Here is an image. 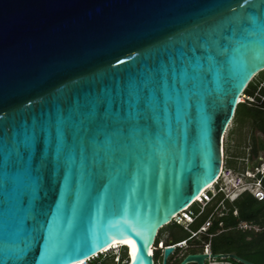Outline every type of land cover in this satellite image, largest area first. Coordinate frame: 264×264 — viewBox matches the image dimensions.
Returning a JSON list of instances; mask_svg holds the SVG:
<instances>
[{
    "label": "water",
    "instance_id": "obj_1",
    "mask_svg": "<svg viewBox=\"0 0 264 264\" xmlns=\"http://www.w3.org/2000/svg\"><path fill=\"white\" fill-rule=\"evenodd\" d=\"M182 65L154 119L74 141L70 178L50 165L38 194L0 191V264L21 247L22 264H82L117 242L133 250L124 264H154L159 231L217 179L238 98L264 71V0H0L4 154L34 125Z\"/></svg>",
    "mask_w": 264,
    "mask_h": 264
},
{
    "label": "snow or ice",
    "instance_id": "obj_2",
    "mask_svg": "<svg viewBox=\"0 0 264 264\" xmlns=\"http://www.w3.org/2000/svg\"><path fill=\"white\" fill-rule=\"evenodd\" d=\"M181 71L187 75L189 68L161 69L146 81L129 84L123 93L98 96L72 114H60L54 121L25 130L6 154L0 152V191L9 188L25 195L38 194L50 165L65 167V177L70 178L72 169L67 167L65 154L74 150L77 138L93 136L102 144L112 134H123L127 128L154 119L161 103L156 89L164 92L170 86V74L175 78ZM166 109V105L161 108ZM11 255L16 264H22L26 254L21 247Z\"/></svg>",
    "mask_w": 264,
    "mask_h": 264
},
{
    "label": "built area",
    "instance_id": "obj_3",
    "mask_svg": "<svg viewBox=\"0 0 264 264\" xmlns=\"http://www.w3.org/2000/svg\"><path fill=\"white\" fill-rule=\"evenodd\" d=\"M255 77L256 76H254L244 88L243 92L238 98V103L247 104L254 102V99L257 96L256 93L254 95H251L245 92L248 89L249 85H252L253 88L257 91L264 88V81L254 82ZM259 100L264 101V96L259 97ZM224 158L217 179L212 184L207 186L204 190H202L198 197L195 198L187 207H185L182 211L172 217L171 223L180 226L184 231L188 233V237L180 242L172 243L170 240L168 242H165L157 236L155 243L152 246L153 252L159 250V252H161L162 254L163 248L171 247L172 252L168 257L170 258L176 250H184L188 241L198 239L200 235H203L206 238V243H204L202 250L197 252L208 255L203 264H241L238 261L227 257L212 258L210 256L212 255L210 251V239L215 234L221 232L222 223H217L218 229L215 234L209 233L208 229L211 227L213 220L220 219L227 214L228 208L226 207V203L233 202L238 196L246 193L251 195L256 201H264V186L262 183V179L264 177V159L255 161V163L252 164L247 156L246 158H238L236 161L238 162V164H241L237 165V169H232L225 166ZM194 208H196L197 210H194ZM206 208H209L210 212L208 213L205 220L202 221V223L196 230H191L190 226L197 219H199V217H201ZM231 215L233 217H237V211L233 209ZM233 228L244 233H255L263 229L251 222L240 220L236 222ZM105 252H103L102 254H104ZM96 257L88 259L82 264H89L91 260ZM124 261L125 259L121 261L120 264H124Z\"/></svg>",
    "mask_w": 264,
    "mask_h": 264
},
{
    "label": "trees",
    "instance_id": "obj_4",
    "mask_svg": "<svg viewBox=\"0 0 264 264\" xmlns=\"http://www.w3.org/2000/svg\"><path fill=\"white\" fill-rule=\"evenodd\" d=\"M261 73H264V71L258 73L257 75H260ZM249 90H252V87L250 88V85L248 89L245 91L246 93H250ZM246 111L251 112V117H255L254 115H263L264 112L260 111L256 108H248L245 103H238L235 108V112L233 115L232 120L236 121L238 123L241 122ZM236 157V156H235ZM239 156L236 158L233 157L234 161L238 159ZM256 155L247 156L249 161L252 162V164L255 163ZM239 158H244L243 155H241ZM226 160V159H225ZM237 163V162H236ZM233 164L232 169H237V164ZM226 164V161H225ZM262 183L264 186V177L262 179ZM226 207L228 208V212L225 216L221 217L220 219H215L212 222L211 227L208 229L209 233L215 234L217 232V223H222V230L218 234H215L210 239V251L212 254H235L243 259H247L250 261H253L254 263L258 264L256 259H259V257L264 258V201L259 202L256 201L251 195L249 194H242L238 196L233 202L226 203ZM235 209L237 211V217H233L231 215L232 210ZM194 210H197L194 208ZM210 212L209 208H206L204 212L202 213L201 217L197 219L191 226V230H196L199 225L202 223V221L205 220L208 213ZM248 221L253 224L258 225L259 227L263 228L259 232H240L235 230L233 227L236 224L237 221ZM164 229V227L159 231L158 237L160 235V232ZM165 230H168L172 236H169V239L165 242H168L169 240L172 243H177L182 240H185L188 237V233L184 231L180 226L175 225L173 223L167 225L165 227ZM183 233L182 237L181 233ZM168 232V233H169ZM180 235H178V233ZM206 243V238L203 235H200L198 239H193L192 241H188L186 248H185V256L188 253H197L202 250V247ZM121 253H119L117 257V261L119 264L121 261H123L126 257V251L123 247H120ZM159 250H156L152 254V258L154 261V264H156L157 256H158ZM160 253V252H159ZM103 254L97 255L96 258L91 260V264H106L110 261H107V259H104ZM106 257H110L111 263L114 264L112 258L114 257L111 252L107 253ZM261 258V259H262ZM172 259V257H170ZM173 260V259H172ZM180 259H174L173 261H170L171 264H178ZM160 262H161V255H160ZM169 262V258L167 259V263Z\"/></svg>",
    "mask_w": 264,
    "mask_h": 264
},
{
    "label": "flooded vegetation",
    "instance_id": "obj_5",
    "mask_svg": "<svg viewBox=\"0 0 264 264\" xmlns=\"http://www.w3.org/2000/svg\"><path fill=\"white\" fill-rule=\"evenodd\" d=\"M260 81H264V75ZM249 91L250 93L248 94L254 95L256 93L257 96L255 97L254 102L245 105L248 108H256L264 112V101L259 100V97L264 96V88L259 91L256 89ZM250 114L252 113L246 111L241 122L237 123L238 125L234 134L228 132V129L226 130L222 137V151L243 156H252L254 154L257 156L255 160L260 161L264 159V114L254 115L255 117L253 118ZM261 258L259 257V259H256L258 264H264V258ZM244 260L256 264L253 261L247 259Z\"/></svg>",
    "mask_w": 264,
    "mask_h": 264
},
{
    "label": "rangeland",
    "instance_id": "obj_6",
    "mask_svg": "<svg viewBox=\"0 0 264 264\" xmlns=\"http://www.w3.org/2000/svg\"><path fill=\"white\" fill-rule=\"evenodd\" d=\"M264 75V73H261L260 75H256V77H255V80H254V82H257V81H260V80H262V76ZM252 87V90L254 89L253 88V86L252 85H250V88ZM246 114V112L244 113V115ZM244 115H242V116H244ZM241 118H243V117H241ZM238 122H236V121H232L231 122V124H230V127L228 128V132H230V133H235V129H236V127H237V124ZM237 156H241V155H236V154H232V153H226L225 151H223V158L224 159H226L225 161H226V164H225V166L226 167H229V168H233L234 166H233V164L234 163H236L235 161H234V159H233V157L234 158H236ZM238 157V158H239ZM244 158H246V156H244ZM247 163H249V162H247ZM239 164H241V163H239ZM238 164V162H237V165H239ZM167 227V226H166ZM168 230H165V227H164V229L160 232V235H159V238H161L162 240H164V241H167L168 239H169V236H172V234L169 232ZM179 232L181 233V236H179V237H182L183 236V233L181 232V230H179ZM178 233V232H177ZM178 235H180L179 233H178ZM109 252H111V254H113L114 255V257L112 258V260H113V262H114V264H119V262H117V257H118V255H119V253H121V250H120V248L118 247L117 249H110V250H107L102 256H103V258L104 259H107V261H110V262H108V263H106V264H110L111 263V259H110V257L108 258V257H106V255H107V253H109ZM185 254V249L184 250H176L175 252H174V254L171 256L172 257V259L174 260V259H182L183 258V255ZM160 255H161V252L159 253L158 252V256H157V260H156V264H160L161 262H160ZM172 259H170L169 258V262H168V264H171V262L170 261H173ZM89 264H91V263H89Z\"/></svg>",
    "mask_w": 264,
    "mask_h": 264
},
{
    "label": "bare ground",
    "instance_id": "obj_7",
    "mask_svg": "<svg viewBox=\"0 0 264 264\" xmlns=\"http://www.w3.org/2000/svg\"><path fill=\"white\" fill-rule=\"evenodd\" d=\"M121 246H126L127 249L129 250V253H130L131 255H133V250H132V248L129 246V244H127V243H125V242H117V243H114L113 245L107 247L105 250L107 251V250H109V249H111V248L115 249V248H117V247H121ZM105 250H104V251H105ZM149 251H150V254L152 255V254H153L152 247L150 248Z\"/></svg>",
    "mask_w": 264,
    "mask_h": 264
},
{
    "label": "clouds",
    "instance_id": "obj_8",
    "mask_svg": "<svg viewBox=\"0 0 264 264\" xmlns=\"http://www.w3.org/2000/svg\"><path fill=\"white\" fill-rule=\"evenodd\" d=\"M120 248V247H119ZM111 249H113V248H111ZM110 250V249H109ZM184 257V256H183Z\"/></svg>",
    "mask_w": 264,
    "mask_h": 264
}]
</instances>
